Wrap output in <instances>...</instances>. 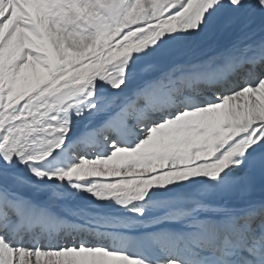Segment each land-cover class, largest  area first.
<instances>
[{"label": "snow or ice", "instance_id": "snow-or-ice-1", "mask_svg": "<svg viewBox=\"0 0 264 264\" xmlns=\"http://www.w3.org/2000/svg\"><path fill=\"white\" fill-rule=\"evenodd\" d=\"M0 264H264V0H0Z\"/></svg>", "mask_w": 264, "mask_h": 264}, {"label": "bare ground", "instance_id": "bare-ground-1", "mask_svg": "<svg viewBox=\"0 0 264 264\" xmlns=\"http://www.w3.org/2000/svg\"><path fill=\"white\" fill-rule=\"evenodd\" d=\"M81 203H85V201H81Z\"/></svg>", "mask_w": 264, "mask_h": 264}]
</instances>
